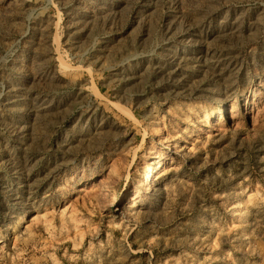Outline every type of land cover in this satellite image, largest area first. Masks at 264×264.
Listing matches in <instances>:
<instances>
[{
    "label": "rangeland",
    "instance_id": "obj_1",
    "mask_svg": "<svg viewBox=\"0 0 264 264\" xmlns=\"http://www.w3.org/2000/svg\"><path fill=\"white\" fill-rule=\"evenodd\" d=\"M0 264H264V0H0Z\"/></svg>",
    "mask_w": 264,
    "mask_h": 264
}]
</instances>
